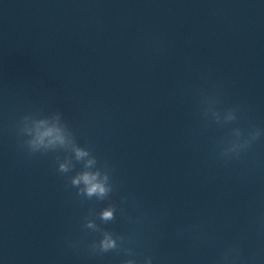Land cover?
<instances>
[{
    "label": "water",
    "instance_id": "water-1",
    "mask_svg": "<svg viewBox=\"0 0 264 264\" xmlns=\"http://www.w3.org/2000/svg\"><path fill=\"white\" fill-rule=\"evenodd\" d=\"M201 91L221 112L240 105L238 123H205ZM24 115L23 138L51 152L20 148ZM253 125L264 129V0H0V264L133 258L91 255L101 234L85 217L134 236L153 264H216L233 244L264 264V136L241 161L216 158L232 127ZM84 172L113 191L77 196Z\"/></svg>",
    "mask_w": 264,
    "mask_h": 264
},
{
    "label": "clouds",
    "instance_id": "clouds-1",
    "mask_svg": "<svg viewBox=\"0 0 264 264\" xmlns=\"http://www.w3.org/2000/svg\"><path fill=\"white\" fill-rule=\"evenodd\" d=\"M218 100L215 96L207 94L201 91L200 100V116L205 123L214 122L221 126H227L234 122L238 123V113L241 111V106L236 105L223 110L217 108ZM56 113L61 114L59 111ZM62 115V114H61ZM28 115H24L16 122L17 139L19 146L22 150L26 149L29 156L36 153L46 154L51 152L48 145H44L42 141L24 139L21 126L27 119ZM264 136V129L255 125L250 126L248 129L241 127H232L228 133L227 138H222L216 145V158L225 165L233 162L241 161L251 150H253L257 141ZM63 140L61 138H57ZM77 157L87 155V151L77 149ZM58 171L60 173L67 172V168L64 164H59ZM97 176L88 172L79 174L75 179L71 180V186L77 189V196H86L91 199L93 196L99 198L104 197L109 192L113 191V184L106 188L103 184L96 182ZM83 182L84 188L80 189L79 185ZM117 207L114 204H110L109 207L101 214V220L104 223L115 220V213ZM123 213V209L121 208ZM148 219L147 216L144 217ZM84 227L90 229L94 233H100L101 239L98 241L93 239L88 244V251L91 255H103L108 252H114L117 255L123 254L125 257H133L122 260L121 264H153V257L151 255H144L142 252L135 251L133 247L129 245L135 243L134 236L120 235L114 232L102 229L99 225L85 217ZM200 230V225H191L188 228L182 229L181 232H197ZM75 247V245H72ZM143 256L140 260L138 257ZM216 264H253L252 261L246 260L242 256L241 248L238 244H233L231 247L225 250L223 255L219 257Z\"/></svg>",
    "mask_w": 264,
    "mask_h": 264
}]
</instances>
